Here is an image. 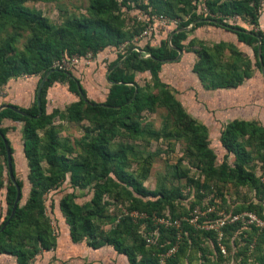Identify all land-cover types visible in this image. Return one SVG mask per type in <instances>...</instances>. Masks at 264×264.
Here are the masks:
<instances>
[{
	"label": "trees",
	"instance_id": "trees-1",
	"mask_svg": "<svg viewBox=\"0 0 264 264\" xmlns=\"http://www.w3.org/2000/svg\"><path fill=\"white\" fill-rule=\"evenodd\" d=\"M181 1L183 5L178 10L186 16L184 19L173 12L168 0H91L90 16L67 19L59 31V36L53 37L46 19L40 12L24 7V0H0V31L5 26H10L16 29L27 28L34 32L21 53L16 51L13 39L0 45V89L12 77L39 76L30 107L22 108L8 104L23 114L9 108L0 110V161L7 169V151L1 135L6 138L11 155L13 153L6 137L8 129L2 126V122L10 120L23 123V153L29 167L28 180L31 185L27 201L22 207L18 205L14 216L4 227L16 197V189L8 177L7 169L5 194L7 214L0 222V254L15 257L17 264H31L37 254L55 248L56 239L45 216L43 198L69 173L70 183L73 186L81 188L91 181L95 182V192L89 202L79 205L74 202L71 194L65 195L59 202V210L69 227L71 242L86 240L87 245L92 249L110 246L118 255L125 256L129 264H161L162 256H164L163 264H183L184 261L191 264V258L185 254L186 245H197L199 233L213 238L216 235L215 231L196 229L189 223L187 214L184 213L183 215L187 216L182 218V214L176 213L174 200L180 197L178 190L172 193L165 190L152 192L145 189L141 181L145 175L138 179L133 173L124 170L127 165V148L111 151L109 146L110 140L117 136L116 124L129 128L133 134L139 135L138 125L134 123L133 117L146 109L153 108L158 102L171 111L180 113L179 120L182 123L180 125L189 133L192 147L204 160L203 169L208 178L215 177L219 181H225L228 173L232 172L235 185L251 187L256 191L262 188L255 175L245 167L250 153L241 139L247 137L249 140H257L260 146L264 147V127L255 121L244 120H233L225 124L220 131L219 141L227 155H233L234 163L233 167H230L224 161L217 169L214 166V154L206 139V126L186 114L169 87L159 78L162 65L173 61L178 51L193 52L196 55L197 61L192 71L206 89L237 88L252 76L250 61L244 60L243 53L234 45L222 42L210 47L197 40L183 43L186 42L189 28L193 30L203 25L219 27L230 32L236 36L239 43L250 47L256 58L255 66L259 71L260 54L264 76V30L259 29L258 26L262 0ZM203 7L207 9L208 14L201 12ZM132 9L148 17L164 15L176 20L178 25L164 32L166 37L157 46H152L149 41L139 45L134 39L145 29L146 23L141 20L127 23L124 15ZM233 17L246 19L249 24L256 27V30L230 24L228 20ZM151 36L149 39H154L155 35L151 34ZM108 47L117 49L123 47L124 51L107 66L106 78L110 86L103 103L89 100L79 80L71 72L53 68L54 62L65 56L83 57L91 53L95 57L99 51ZM226 51L228 54L225 53ZM143 72L149 73L153 87L157 90L156 95L148 92L147 85L141 87L136 83L135 74ZM44 78L45 81L37 98V88ZM58 82H66L68 90L78 97V100L66 109L68 121L78 122L86 118L95 123L98 130L97 136L85 143L87 157L84 161H68L64 156L61 158L56 153L57 142L53 137L52 144L46 150L44 148V156H41L39 131L47 126L55 114H46V94L48 89ZM78 88L81 90L79 91ZM37 101L41 109L40 117H37L39 113ZM43 159L48 164L47 170L41 166ZM11 164L15 176L13 155ZM111 173L115 179L110 177ZM185 175L182 172L180 177ZM15 180L21 189L22 182L16 176ZM195 184L198 190L207 186L198 181ZM111 186L129 196L134 192L143 198L148 196L156 198L147 203L133 199L134 204L129 210L139 209L146 218L134 223L130 217H122L115 226L106 230L104 227L108 216L105 215L103 195L111 194ZM165 208L170 211L171 222H179L178 227L163 223L153 225L156 218L163 216L161 212ZM250 210L264 220L262 209L256 210V207L252 206ZM142 223L145 224L144 233L140 232ZM198 223L201 221L199 220ZM24 226L31 228V231L24 229ZM155 227L158 237L153 244L148 245L145 235ZM240 228L238 222L226 225L223 229L224 236ZM250 231L239 234L240 237L247 235L242 240L245 249L258 245L264 250V227L259 230L253 226ZM252 232L257 233V240L254 242L249 235ZM177 243L181 244L178 250L165 257ZM228 246L226 245L227 249ZM215 248L219 253V246L215 245ZM239 254H245L244 249ZM243 264H247L246 259L243 260Z\"/></svg>",
	"mask_w": 264,
	"mask_h": 264
},
{
	"label": "rangeland",
	"instance_id": "rangeland-1",
	"mask_svg": "<svg viewBox=\"0 0 264 264\" xmlns=\"http://www.w3.org/2000/svg\"><path fill=\"white\" fill-rule=\"evenodd\" d=\"M168 1L172 5L174 13L183 19L186 18L178 10L183 5L181 0ZM90 2L91 0H24L23 6L29 10L40 12L42 17L46 19L53 37H58L59 31L67 19L90 16ZM259 12L258 26L259 29L264 30V26L260 27L264 17V0L261 1ZM124 19L127 23H132L133 20L143 21L144 14L132 9L124 15ZM228 22L256 30V27L249 24L246 19L233 17ZM33 34L34 32L27 28L16 29L5 26L0 31V45L13 39L16 51L21 53ZM154 35V39L149 40L152 46H157L166 37L162 31ZM241 49L244 50V60H249L252 69L258 70L255 66L256 58L252 49L250 47H241ZM123 51V47L118 49L108 47L99 51L89 64L83 62L76 68H69L68 71L79 80L89 100L96 103H103L106 100L110 86L106 79L107 66ZM225 53L228 54V51ZM177 63V61L167 62L164 65L165 73H170L171 67ZM135 75V81L139 86L146 87L147 85L148 88L146 89L150 94H157L148 72L136 73ZM38 80V75L10 78L0 89V106L12 104L20 107V100L23 96L21 88L29 84L33 85L31 90V100H33ZM252 83L260 88L259 99L253 103L258 109V120L255 122L264 127V94L261 92L264 89V76H259L249 85L245 84L236 91L252 89ZM46 100V114H55L47 126L39 131L41 156H44V148L46 150L52 144L51 138L53 137L57 142L56 153L61 158L64 156L68 161H84L87 157L86 141L88 142L98 134L95 123L86 118L78 122L68 121L66 109L71 103L76 102L78 97L68 90L66 82L54 83L47 91ZM179 116L180 113L173 112L158 102L153 108L146 109L138 116L133 117L134 123L138 125L139 135L133 134L129 128L120 127L119 124H116L117 136L110 140V149L111 151H119L121 148H127V165L124 170L133 173L138 179L145 175L141 181L142 186L148 191L165 190L175 193L178 190L180 197L174 200L175 211L177 214H187L188 216L183 215L182 218L187 216L188 221L197 216L196 229L207 231L210 226H213L212 230L215 231V237H205L199 233V238L196 240L197 245H186L185 254L191 258V264H243L244 259H246L247 264H264L262 262L264 250L258 245L257 247L252 245L249 249H245L242 240L247 235L242 237L239 235L243 231L249 232L253 226L259 230L264 227V220L250 210L252 206H255L256 210L262 209L264 213V147L260 146L257 140H249L247 137L241 139L246 150L250 153L245 167L255 175L262 185L259 191L251 187L235 185L232 172L228 173L225 181H219L215 177L208 178L203 169L204 160L192 147L190 135L180 125L182 123ZM206 125V139L214 154V166L218 169L225 161L230 167H233V155H227L219 141L220 131L225 124L220 126L218 123L213 125L206 123ZM2 126L8 129L6 137L13 152L15 176L22 182V199L19 203V206L22 207L27 201L31 189L28 180L29 167L23 153V123L4 120ZM0 165L1 222L7 214L5 202L7 169L2 161H0ZM41 166L44 170L48 169L46 160H42ZM182 172L186 174L185 177H180ZM110 177L115 179L112 173ZM197 181L207 186L198 190L199 188L195 184ZM94 185L95 182L91 181L85 187L73 186L70 183V174L68 173L57 187L44 195L45 216L49 220L56 245L52 250L37 254L31 264H117V260H108L106 257V248L108 249L110 246L92 249L87 245L86 240L72 243L68 231L69 227L59 210V202L67 194H71L74 202L79 205L89 202L95 192ZM127 189L131 191L130 188L127 187ZM110 193V195H103V203L106 207L105 215L108 216L107 224L104 227L106 230L115 226L122 217L128 216L134 223L146 218V215L139 209L129 210L134 204L133 199L140 200L142 203L156 199L151 196L143 198L134 192L129 196L113 186H111ZM161 213L163 216L154 220V226L161 222H171L168 208L162 210ZM249 214L262 223V226L251 223L247 217ZM233 217H239V220L234 222L240 223L241 228L224 236L223 229L226 225L234 223ZM199 220L201 223H198ZM23 228L31 231V228L27 226ZM140 232H145L144 223L140 226ZM149 233L155 239L158 237L156 227L149 230ZM249 235H251L253 242L257 240V233L252 232ZM215 245L219 246V253L216 251ZM226 245H229L228 249ZM180 246L181 244L177 243L172 249H175V252ZM242 249H244L245 254L240 255ZM121 259L125 263L123 256ZM0 264H15V258L7 254H0ZM183 264H187V261H184Z\"/></svg>",
	"mask_w": 264,
	"mask_h": 264
},
{
	"label": "crops",
	"instance_id": "crops-1",
	"mask_svg": "<svg viewBox=\"0 0 264 264\" xmlns=\"http://www.w3.org/2000/svg\"><path fill=\"white\" fill-rule=\"evenodd\" d=\"M262 22L260 21V23H262L260 27L264 26V17ZM189 29L186 42H183L185 44L191 40H197L204 42L205 45L213 47L223 42L234 45L242 53L244 50H242L241 47H247L239 43L234 34L219 27L203 25L193 30ZM196 61L197 57L193 52L183 51L179 61H177V65L171 67L170 73H165L164 65L166 63L162 65L159 72L160 80L169 87L174 98L180 103L186 114L196 122L205 126H207L206 123L210 125L218 123L222 126L233 120H258V109L253 105V103L259 99L258 95L260 88L258 85H253L252 83V89L242 91L236 90H239L238 88L243 87L245 84L249 85V83L253 82L259 76H262L260 71L253 69L252 76L237 88L211 90L206 89L197 75L192 71ZM32 87L33 85L29 84L21 88L23 96L20 100V107L28 108L32 105L34 100H31ZM261 92L264 94V89L261 90ZM105 252L108 260H117V264H129L126 257L118 255L113 248L110 249V247H108ZM66 254L68 253L66 252ZM121 256L125 258V263L123 259H121ZM15 264H17L16 259Z\"/></svg>",
	"mask_w": 264,
	"mask_h": 264
},
{
	"label": "built area",
	"instance_id": "built-area-1",
	"mask_svg": "<svg viewBox=\"0 0 264 264\" xmlns=\"http://www.w3.org/2000/svg\"><path fill=\"white\" fill-rule=\"evenodd\" d=\"M202 13L204 14H208V11L205 7L202 8L201 10ZM143 21H145L146 26L145 29L141 32V34L139 36H137L134 39V42L138 43L139 45L146 43L147 41H149L151 34H155L158 32H167L170 31L172 29H174L175 27H177L178 22L174 19L168 18L164 15H155L152 17H148L147 15L144 14V19ZM93 56L91 53L86 54L83 57H79V56H71V57H63L61 60L54 62L53 64V68H57L59 70H64V71H68L69 68H76L77 66H79L80 64H82L83 62L85 64H89L90 61L92 60ZM247 217L249 218V221L251 223H256L257 225H259L260 227L262 226V223H260L258 220H256V218L249 214L247 215ZM197 216L195 217V219H191L189 220V223L194 226L197 227L196 221ZM239 220V217H233V222ZM165 225H171L173 224L174 226L178 227L179 222L175 221V222H161ZM224 224V223H223ZM209 230L213 229V226L209 227ZM145 241L148 245L153 244L155 242V238L152 234L148 233L147 235H145ZM175 249H171L168 254L165 255L169 256L171 253L174 252ZM224 252V250H222ZM161 264H163L164 262V256L161 257L160 260Z\"/></svg>",
	"mask_w": 264,
	"mask_h": 264
},
{
	"label": "water",
	"instance_id": "water-1",
	"mask_svg": "<svg viewBox=\"0 0 264 264\" xmlns=\"http://www.w3.org/2000/svg\"><path fill=\"white\" fill-rule=\"evenodd\" d=\"M169 39H170V37H169ZM258 52H259V49H258ZM181 55H182V51H178V54H177L176 58L173 61H179ZM169 62H171V61H169ZM259 62H260V71H261V73H263L262 59L260 57V54H259ZM45 78L40 82V84H39V86L37 88V93H36L37 98L40 95V92H41L43 83L45 81ZM78 90L80 91L81 88H78ZM37 104H38V112H39L37 117H40L41 109H40L39 101H37ZM4 108L13 109L16 112H18L20 114H23V113L19 112L18 110L14 109L12 106H10L8 104H4V105L0 106V110H2ZM1 137L3 138L4 144H5V148H6V151H7L8 177H9L10 181L12 182V184L14 185L15 189H16V197H15V200H14V203H13V206H12L10 217H9L8 221L6 222V224L4 225V227H5L8 224L9 220L14 216L15 211H16V209H17V207H18V205H19V203L21 201V189L17 185L16 180H15V176H14V172H13V168H12V164H11L12 155H11L10 150H9L8 142H7L6 138L3 135H1Z\"/></svg>",
	"mask_w": 264,
	"mask_h": 264
}]
</instances>
